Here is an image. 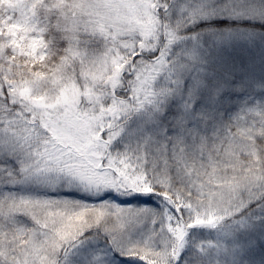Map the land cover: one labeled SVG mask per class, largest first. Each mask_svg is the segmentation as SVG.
Wrapping results in <instances>:
<instances>
[{
    "label": "snow or ice",
    "instance_id": "6c2138e0",
    "mask_svg": "<svg viewBox=\"0 0 264 264\" xmlns=\"http://www.w3.org/2000/svg\"><path fill=\"white\" fill-rule=\"evenodd\" d=\"M0 264H264V0H0Z\"/></svg>",
    "mask_w": 264,
    "mask_h": 264
}]
</instances>
